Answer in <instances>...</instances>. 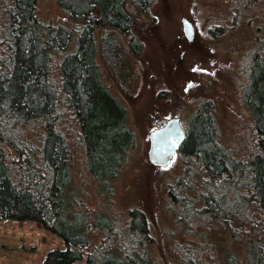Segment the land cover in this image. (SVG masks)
<instances>
[{
    "label": "trees",
    "instance_id": "obj_1",
    "mask_svg": "<svg viewBox=\"0 0 264 264\" xmlns=\"http://www.w3.org/2000/svg\"><path fill=\"white\" fill-rule=\"evenodd\" d=\"M35 1L0 2V217L31 219L62 239L40 264H158L145 246L152 235L141 208L128 207L125 223L116 227L111 214L78 203L66 188L70 140L105 192L134 143L125 107L103 81L95 56L98 51L111 62V29L124 35L123 49L140 52L128 10L144 11L149 0H55L70 26L38 19ZM242 1L248 7L257 0ZM96 27L108 35L98 50ZM221 28L214 24L207 32ZM244 67L248 79L240 100L247 119L236 143L216 139L212 103L199 101L175 151L182 166L166 193L175 224L190 232L196 221L212 219L243 246L246 264H264V35L255 37ZM31 124L38 126L36 151L26 129ZM183 249L179 264L190 263L189 248ZM218 260L240 264L230 252Z\"/></svg>",
    "mask_w": 264,
    "mask_h": 264
},
{
    "label": "rangeland",
    "instance_id": "obj_2",
    "mask_svg": "<svg viewBox=\"0 0 264 264\" xmlns=\"http://www.w3.org/2000/svg\"><path fill=\"white\" fill-rule=\"evenodd\" d=\"M242 2L149 0L144 11L131 6V30L141 42L140 52L133 55L123 49L124 35L111 29L115 38L111 62L98 51L95 56L103 81L125 107L134 143L109 179V192H105L96 188L95 179L84 168L80 148L74 149L70 140L72 159L66 188L78 203L111 214L116 227L125 223L128 207L141 208L152 235L145 246L158 264H179L178 252L187 254L184 246L192 260L181 264H208V260L221 264L218 259L224 261L229 252L240 264H246L243 246L215 227L212 219L196 221L191 233L175 224L166 188L179 172L182 158L174 152L165 165H153L146 158L147 132L170 115L176 116L184 129L189 113L203 99L212 103L216 139L225 145L236 143L237 130L247 119L240 100L248 79L244 66L255 37L264 35V0L248 7ZM34 13L43 22L72 23L55 0H36ZM180 16L193 27L190 40L182 32ZM214 24H222L223 29L209 34L207 26ZM106 37L105 30L94 29L97 50L99 41ZM73 44L72 36L69 48ZM57 55H50L52 70ZM118 60L123 63L121 74ZM53 75L51 71L49 78ZM26 129L36 151L38 126L31 124ZM62 246L58 235L31 219L0 217V264H40L47 249Z\"/></svg>",
    "mask_w": 264,
    "mask_h": 264
},
{
    "label": "water",
    "instance_id": "obj_3",
    "mask_svg": "<svg viewBox=\"0 0 264 264\" xmlns=\"http://www.w3.org/2000/svg\"><path fill=\"white\" fill-rule=\"evenodd\" d=\"M180 21L184 36L190 40L193 36V27L190 21L184 16H180ZM183 135L184 129L174 115L168 116L160 125L152 127L147 132V160L153 165L167 164Z\"/></svg>",
    "mask_w": 264,
    "mask_h": 264
},
{
    "label": "snow or ice",
    "instance_id": "obj_4",
    "mask_svg": "<svg viewBox=\"0 0 264 264\" xmlns=\"http://www.w3.org/2000/svg\"><path fill=\"white\" fill-rule=\"evenodd\" d=\"M196 69H194V71H195Z\"/></svg>",
    "mask_w": 264,
    "mask_h": 264
}]
</instances>
